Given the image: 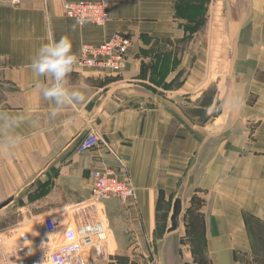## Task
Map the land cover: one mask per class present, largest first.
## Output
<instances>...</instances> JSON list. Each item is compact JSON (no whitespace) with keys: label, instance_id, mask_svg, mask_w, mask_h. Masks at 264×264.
I'll return each mask as SVG.
<instances>
[{"label":"crops","instance_id":"0c3cea01","mask_svg":"<svg viewBox=\"0 0 264 264\" xmlns=\"http://www.w3.org/2000/svg\"><path fill=\"white\" fill-rule=\"evenodd\" d=\"M13 1L0 0V112L22 117L23 140L0 147V218L102 208L113 255L102 264H264V0ZM80 1L107 2L106 25L67 18L65 2ZM209 28L212 76V41L199 35ZM116 33L132 40L124 72L75 63L65 87L84 102L43 98L37 84L53 78L30 67L41 44L68 36L78 60ZM92 133L101 145L79 153ZM105 170L130 180L127 206L91 203L92 174ZM177 197L181 229L168 236Z\"/></svg>","mask_w":264,"mask_h":264},{"label":"built area","instance_id":"2783aa9c","mask_svg":"<svg viewBox=\"0 0 264 264\" xmlns=\"http://www.w3.org/2000/svg\"><path fill=\"white\" fill-rule=\"evenodd\" d=\"M13 2L20 3L19 0ZM108 9L107 2L80 1L64 4L67 18L75 21L83 18L86 21L83 24L90 23L98 27H104L108 22ZM131 45L132 40L129 36L116 33L100 46L84 45L81 49V57L76 63L82 67L102 68L122 73L127 68V52ZM101 143L102 140L98 133H92L79 144L77 151L85 153L95 149ZM104 146L114 154L108 144L104 143ZM116 158L122 163L118 156ZM91 179V203L99 207L102 206V201L109 197H114L123 206H127L135 196V189L130 180L120 179L113 170L95 171ZM93 211L96 209L90 212ZM79 217L81 216L71 217L69 214L60 213L47 215L35 221L33 226L44 233L46 238L44 243L39 244L33 252H30V249L22 243H16L12 247V236L9 238L8 235H14L17 232L0 233V264H91L89 259L93 253L97 259L110 262L113 255L109 250L110 232L107 226L104 223L94 226L90 221L87 223L84 221V225H79L77 220ZM27 233H24L25 236Z\"/></svg>","mask_w":264,"mask_h":264},{"label":"clouds","instance_id":"9594fccd","mask_svg":"<svg viewBox=\"0 0 264 264\" xmlns=\"http://www.w3.org/2000/svg\"><path fill=\"white\" fill-rule=\"evenodd\" d=\"M85 22L83 18L76 21L77 24ZM76 62L77 56L68 36H61L59 40L50 39L41 44L31 60L30 67L38 76L50 75L53 78L54 82L50 86L42 87L37 84L44 99L54 101L57 107L84 102L86 97L82 92L65 87V80ZM50 115L54 118L58 113L53 111ZM21 121L22 117L0 112V128H7L6 133L0 132V147L12 151L22 143L23 138L15 132Z\"/></svg>","mask_w":264,"mask_h":264},{"label":"rangeland","instance_id":"374dc122","mask_svg":"<svg viewBox=\"0 0 264 264\" xmlns=\"http://www.w3.org/2000/svg\"><path fill=\"white\" fill-rule=\"evenodd\" d=\"M211 11H214V13H215L216 8L213 7L211 9ZM214 13H212V14H214ZM209 26L210 27L214 26L213 19L209 21ZM194 31L197 32V30H194ZM199 35L200 36L202 35V37H206V38L208 37L209 40L212 41L211 44L206 45V52L210 53V60L212 59L213 63H216L213 66L215 68V70L214 71H213V69L210 70L211 71L210 75L211 76L215 75V74L217 75V44H216V42H217V29H214V28L205 29ZM192 51H195V48H192ZM210 78L209 79L211 81H215L213 79V77H210ZM216 78H217V76H216ZM83 206H85V205H83ZM85 215H86L85 217H79V219L77 218L79 225H84V223H85L84 221H86V223H87V221H90V223L94 226H96V225L98 226L102 223H104L107 226L106 219H104L105 216H104L102 208L99 210V212H97V210H96V211L87 213ZM81 218H84V221ZM81 220L83 222H81ZM33 224H34V222L26 221V222L22 223L21 221L20 222L11 221L8 219H4L2 217V218H0V231H1L0 233L8 234L10 232H17L14 235H11V234L8 235L9 238H10V236H12L11 237L12 238V247H14L16 243H22L28 249H30V252H33L34 250H36L38 248L39 244L44 243L45 238H46V235L44 233H42L41 231L37 230L36 226H33ZM25 232H28L26 236L24 234ZM22 234H24V235L21 236ZM177 234L178 233H174L173 235H177ZM111 239H112V236H111ZM26 242H30V244L26 243ZM7 246H9V245H7ZM181 255L183 257V254H181ZM89 260H90V262H92L91 264H94L95 262H96L95 264H102V263L108 262L105 260L97 259L95 253H93V255L90 256Z\"/></svg>","mask_w":264,"mask_h":264},{"label":"water","instance_id":"95a60500","mask_svg":"<svg viewBox=\"0 0 264 264\" xmlns=\"http://www.w3.org/2000/svg\"><path fill=\"white\" fill-rule=\"evenodd\" d=\"M184 212V204L180 197H177L173 203L172 212L170 216V227L167 230V235L178 233L181 229V220Z\"/></svg>","mask_w":264,"mask_h":264},{"label":"trees","instance_id":"16d2710c","mask_svg":"<svg viewBox=\"0 0 264 264\" xmlns=\"http://www.w3.org/2000/svg\"><path fill=\"white\" fill-rule=\"evenodd\" d=\"M110 264H134L130 263L128 258L116 257Z\"/></svg>","mask_w":264,"mask_h":264}]
</instances>
